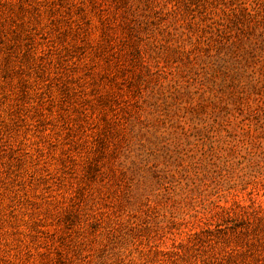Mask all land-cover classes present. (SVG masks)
Segmentation results:
<instances>
[{"label":"rangeland","instance_id":"374dc122","mask_svg":"<svg viewBox=\"0 0 264 264\" xmlns=\"http://www.w3.org/2000/svg\"><path fill=\"white\" fill-rule=\"evenodd\" d=\"M0 264H264V0H0Z\"/></svg>","mask_w":264,"mask_h":264}]
</instances>
